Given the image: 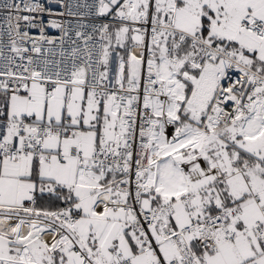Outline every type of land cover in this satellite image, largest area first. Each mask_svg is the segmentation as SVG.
Segmentation results:
<instances>
[{
  "label": "snow or ice",
  "instance_id": "snow-or-ice-1",
  "mask_svg": "<svg viewBox=\"0 0 264 264\" xmlns=\"http://www.w3.org/2000/svg\"><path fill=\"white\" fill-rule=\"evenodd\" d=\"M0 264H264V0H0Z\"/></svg>",
  "mask_w": 264,
  "mask_h": 264
},
{
  "label": "built area",
  "instance_id": "built-area-1",
  "mask_svg": "<svg viewBox=\"0 0 264 264\" xmlns=\"http://www.w3.org/2000/svg\"><path fill=\"white\" fill-rule=\"evenodd\" d=\"M88 2L90 3L91 2V0H88ZM82 11H84L83 9H82ZM89 22V19L88 18H86L85 20H84V23H88Z\"/></svg>",
  "mask_w": 264,
  "mask_h": 264
}]
</instances>
